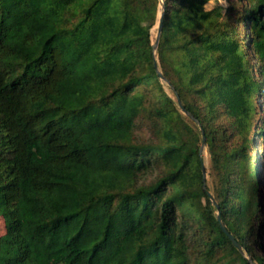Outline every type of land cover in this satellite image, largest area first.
<instances>
[{
    "label": "trees",
    "instance_id": "trees-1",
    "mask_svg": "<svg viewBox=\"0 0 264 264\" xmlns=\"http://www.w3.org/2000/svg\"><path fill=\"white\" fill-rule=\"evenodd\" d=\"M139 1L0 0V264H264V0Z\"/></svg>",
    "mask_w": 264,
    "mask_h": 264
},
{
    "label": "water",
    "instance_id": "water-1",
    "mask_svg": "<svg viewBox=\"0 0 264 264\" xmlns=\"http://www.w3.org/2000/svg\"><path fill=\"white\" fill-rule=\"evenodd\" d=\"M160 3V16L158 19V23H157V33H156V37H155V42L153 43V53H154V66L156 68L157 74L160 78V80L163 83H166L171 89L173 88L170 81L165 78V76L163 75L160 65H159V61L157 59V53H158V47H159V43H160V39H161V35H162V31H163V26H164V15H165V10H166V4H165V0H159ZM176 96V100L178 102V105L181 109V111L187 115L188 117H190L191 119H193L200 127L201 133H202V146L200 148V155L203 157V154L206 152L208 143H207V137L205 135V131L203 129V126L201 125V123L199 122V120L189 111L186 109V107L184 106L179 94L175 93ZM203 171V175H204V181L206 180V167L205 164L203 165L202 168ZM209 199L211 201V203L218 209L217 212V220L220 224L221 229L225 232V234L230 238V240L232 241L233 245L239 250V252L248 259L249 262H251L252 264L253 261L251 259V256L248 255L245 251V249L243 248V246L236 240V238L234 237L233 234H231L228 229L226 228V225L222 219L221 216V212L219 211V204L217 203V201L215 200V198L213 197V195L209 192Z\"/></svg>",
    "mask_w": 264,
    "mask_h": 264
},
{
    "label": "rangeland",
    "instance_id": "rangeland-1",
    "mask_svg": "<svg viewBox=\"0 0 264 264\" xmlns=\"http://www.w3.org/2000/svg\"><path fill=\"white\" fill-rule=\"evenodd\" d=\"M220 3L226 8L229 6V3L227 2V0H219ZM139 7H140V12H141V22L143 24L144 27H150L151 28V32L153 33V43L155 42V37H156V33H157V23H158V19L160 16V3L159 0H140L138 3ZM207 9H211L214 6V1H211L209 3H207ZM166 90L169 92V94L172 96L171 93V89L170 87L164 83ZM255 145H256V150H258V152L261 154L262 151V146H261V142H260V138L259 136L255 137ZM204 157V164L206 167V177H207V183L208 185L212 186L213 185V179L211 177V174H209V166H210V162H209V154L206 152L203 154ZM4 219L0 216V235L4 234L5 232V223H4Z\"/></svg>",
    "mask_w": 264,
    "mask_h": 264
}]
</instances>
